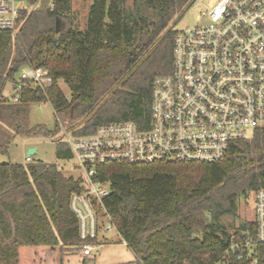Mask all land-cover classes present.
Returning <instances> with one entry per match:
<instances>
[{"label":"trees","instance_id":"trees-1","mask_svg":"<svg viewBox=\"0 0 264 264\" xmlns=\"http://www.w3.org/2000/svg\"><path fill=\"white\" fill-rule=\"evenodd\" d=\"M192 3L132 0L128 8L126 0H91L79 29L71 0H27L31 8L22 12L16 34L0 31V153L17 135L54 136L61 122L76 136L117 122L147 127L153 79L172 70L174 24ZM26 65L47 69L52 84L45 92L23 90L11 103L4 87ZM42 102L55 113L52 128L30 122L32 106ZM55 148L71 157L67 144ZM96 169L110 188L101 222L108 216L134 264H264L263 242L242 244L256 238L255 222L232 233L220 223L223 215H236L240 198L264 187V126L232 142L217 162L115 161ZM81 190V178L54 164L0 163V264H62V256L79 250L69 197ZM232 243L240 246L231 249Z\"/></svg>","mask_w":264,"mask_h":264},{"label":"built area","instance_id":"built-area-1","mask_svg":"<svg viewBox=\"0 0 264 264\" xmlns=\"http://www.w3.org/2000/svg\"><path fill=\"white\" fill-rule=\"evenodd\" d=\"M203 1L193 0L191 6ZM24 11H29L27 0H0V31L15 35ZM200 18L201 24L176 29L172 70L152 82L147 127L126 121L101 125L91 135L76 136L65 128L51 136L68 145L79 172L75 178L82 179V190L70 194L69 208L78 222L83 256L92 254L94 242L88 240H96L100 229L109 231L106 222L112 225L108 216L101 224V214L106 215L101 202L110 188L97 179L98 165L213 163L226 156L232 142L264 126V0H217ZM22 68L4 87L11 103L23 90L45 92L52 84L47 69ZM30 160L31 155L25 157ZM253 200L256 238L244 239V247L264 243V187L254 191Z\"/></svg>","mask_w":264,"mask_h":264},{"label":"rangeland","instance_id":"rangeland-1","mask_svg":"<svg viewBox=\"0 0 264 264\" xmlns=\"http://www.w3.org/2000/svg\"><path fill=\"white\" fill-rule=\"evenodd\" d=\"M217 0H205L200 4L191 6L174 24L175 29L190 28L201 24V14L216 4ZM132 0H126L128 8L131 7ZM91 0H71L70 14L73 17V24L79 29H83ZM31 8V7H30ZM29 8V10H30ZM62 22V21H61ZM21 68L17 75L23 70ZM59 85L64 89L68 96V91L64 84L59 81ZM8 92V88H7ZM55 113L48 102L34 104L31 108L30 122L32 124H42L47 128L54 125ZM67 129L66 123H59V129ZM58 131L60 133L61 131ZM56 134V135H57ZM55 139L51 136H38L27 138L24 136H14L5 153H0V163H25V157L29 149L35 148L36 152L31 155L33 160H41L45 163L54 164L61 169L63 175L76 177L79 172L74 167L72 157L64 159L58 156L55 148ZM71 154V153H70ZM254 192L248 193L247 197L240 198L237 202V211L235 216L223 215L220 223L229 233L234 232L242 222H252L254 219ZM101 214V213H99ZM101 219V218H100ZM102 221V219H101ZM104 222V219H103ZM101 222V224L103 223ZM110 231L103 233L98 231L97 238L92 245L93 250L90 256H83L81 249L70 251L62 256V264H134V256L121 242L118 233L109 222ZM107 226V225H106Z\"/></svg>","mask_w":264,"mask_h":264},{"label":"water","instance_id":"water-1","mask_svg":"<svg viewBox=\"0 0 264 264\" xmlns=\"http://www.w3.org/2000/svg\"><path fill=\"white\" fill-rule=\"evenodd\" d=\"M62 27H63V24H62L61 20L59 18H56L55 19V26H54L55 32L61 31ZM35 151H36L35 148L29 149L27 151V156L34 154Z\"/></svg>","mask_w":264,"mask_h":264},{"label":"crops","instance_id":"crops-1","mask_svg":"<svg viewBox=\"0 0 264 264\" xmlns=\"http://www.w3.org/2000/svg\"><path fill=\"white\" fill-rule=\"evenodd\" d=\"M36 152V151H35ZM101 230V229H100ZM102 231V230H101ZM110 231V230H109ZM109 231H102L103 233H107V232H109ZM85 257V256H84Z\"/></svg>","mask_w":264,"mask_h":264}]
</instances>
